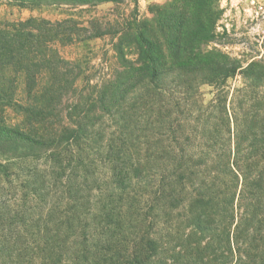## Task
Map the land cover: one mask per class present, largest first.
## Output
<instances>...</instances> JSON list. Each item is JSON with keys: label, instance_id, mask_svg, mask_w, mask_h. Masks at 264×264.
I'll list each match as a JSON object with an SVG mask.
<instances>
[{"label": "trees", "instance_id": "trees-1", "mask_svg": "<svg viewBox=\"0 0 264 264\" xmlns=\"http://www.w3.org/2000/svg\"><path fill=\"white\" fill-rule=\"evenodd\" d=\"M5 1L38 5L47 1L46 5L71 10L121 3ZM148 11L149 19L141 21L135 13L114 22L109 30L93 20L88 28L74 19L0 23V109H10L22 120L9 127L0 114L2 178L18 177L16 170L22 162L41 161L42 167L50 169L40 177L42 184L52 177L55 185L65 180L69 186L85 182L101 165L110 167L111 190L118 192L117 198L110 195L96 211L94 223L43 226L37 249L32 248L42 254L41 264H233L234 260L235 264H251L259 257L256 254L264 256V181L244 175L241 187L245 189L233 195L236 176L223 160L215 168L220 178H208L193 189L199 194L195 205L202 207L190 213L192 233L186 240H174L170 235L175 228L163 223L168 228L164 242L154 224L146 226L143 209L130 215L136 220L129 218L132 191L143 182L145 188L148 183L156 191L150 210L157 208L158 214L163 207L178 208L183 181L186 176L195 177L197 164L187 163L192 166L187 168L183 158L171 160L169 155L174 153L165 150V143L171 139L178 144V137L173 136L181 131L180 110L190 105L198 87H214L220 109L228 79L241 68L210 49L222 15L219 0H172ZM104 38H111L118 61L112 78L82 88L76 79L38 80L43 72L66 76L78 68L63 59L55 46L85 45ZM20 76H24L22 82ZM63 103L67 105L64 113L59 109ZM144 148L149 150L145 151L149 159L141 154ZM30 177L33 185L39 182L36 175ZM86 190H74V199H70L74 207L85 209L89 204ZM38 253L33 257L24 254L32 262Z\"/></svg>", "mask_w": 264, "mask_h": 264}, {"label": "rangeland", "instance_id": "rangeland-1", "mask_svg": "<svg viewBox=\"0 0 264 264\" xmlns=\"http://www.w3.org/2000/svg\"><path fill=\"white\" fill-rule=\"evenodd\" d=\"M119 1V5L110 3L94 10H71L64 6L46 5L50 3L47 1L38 5L0 0V23L27 21L31 18L50 22L74 19L88 28L93 20L99 21L103 29L109 30L114 22H122L123 18L135 13L141 21L149 19V7L162 6L172 0ZM219 1L222 15L216 29L217 39L210 45V49L235 61L241 68L228 79L220 109L216 108L218 104L215 102L214 87H198V93L190 97V105H184L180 110L181 131L173 136L178 137V144L172 143L171 139L165 143V150L174 153L169 155L171 160L183 158L187 168L192 167L187 163L197 164L194 169L195 177L186 176V181H183V195L178 208L171 210L163 207L158 214L157 208L150 210L155 200L154 187L152 189L151 185L146 183L145 188L143 182V185L136 187L131 194L134 200L129 216L138 215L137 212L143 209L147 216L146 226L154 224L155 231L159 233L158 237L164 242L167 241V226L175 228L171 235L168 233L174 240L189 238L192 233L188 226L190 213L200 212L202 207L201 204L195 205L199 194L193 189L197 188L199 182L208 178L221 177L218 170H215L218 161L226 162L225 167L236 176L234 187L231 189L233 195L239 196L241 190L245 189L241 187L244 175L249 179L261 178L264 181V0H258L259 6L252 5V0ZM111 44V38H104L85 45H57L55 48L61 57L78 68L75 73L66 76L43 72L38 75V80L43 82L51 78L65 77L76 79L81 88L89 83L99 85L112 78L118 68ZM19 79L22 82L24 76ZM211 105L215 108H210ZM66 108L63 103L59 109L64 113ZM1 113L5 115V124L9 127L18 126L22 121L20 116L10 109L1 108ZM145 151L149 150L144 148L141 154L149 159ZM99 160L102 161L101 156ZM198 163L203 165L198 166ZM42 165L41 161H25L19 165V170H16L18 177L9 176L6 181L0 175V264H41L42 254L32 248L34 246L37 249L38 236L43 226H67L75 223L85 226L87 223H94L96 211L101 209L107 198L110 195L118 197V192L111 190L114 180L108 172V166L103 169L101 165H97L98 170L94 171L92 177L87 178L85 182H71L68 186L65 180L55 185L52 177H46L42 184L40 177L45 176V171H50ZM31 175L37 176V184L33 185ZM132 180L135 181L133 177ZM85 188L88 194H84V197L86 196L85 201L88 200L89 204L85 209H78L70 199H74L75 189L84 191ZM262 189L264 190V187ZM97 196L100 197L94 199ZM99 201V204L93 205ZM237 213L236 211V215ZM141 217L143 219V216ZM129 218L137 219L133 216ZM155 218L161 224L156 225ZM232 231L233 228L230 233ZM31 244L33 245L29 247ZM202 246L204 247L203 244ZM24 253L30 256L38 253V256L29 262L30 256ZM194 253L196 258L200 256L199 252ZM256 255L259 257L251 261V264H262V252ZM235 263L234 260L233 264Z\"/></svg>", "mask_w": 264, "mask_h": 264}, {"label": "built area", "instance_id": "built-area-1", "mask_svg": "<svg viewBox=\"0 0 264 264\" xmlns=\"http://www.w3.org/2000/svg\"><path fill=\"white\" fill-rule=\"evenodd\" d=\"M251 3L254 6H259V1L258 0H252Z\"/></svg>", "mask_w": 264, "mask_h": 264}]
</instances>
